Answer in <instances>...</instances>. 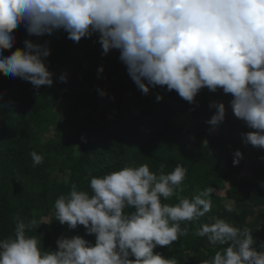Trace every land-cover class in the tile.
<instances>
[{
	"label": "clouds",
	"instance_id": "1",
	"mask_svg": "<svg viewBox=\"0 0 264 264\" xmlns=\"http://www.w3.org/2000/svg\"><path fill=\"white\" fill-rule=\"evenodd\" d=\"M21 25L37 37L62 29L73 42L97 34L103 54L118 50L143 94L161 86L189 103L202 88L230 94L233 114L252 129L241 133L243 143L264 148V0H0V72L39 88L53 83L46 42L25 39L23 48L4 54ZM59 80L66 82L67 75ZM209 107L215 112L207 123L215 128L225 120V105L212 101ZM30 156L34 167L43 163L36 151ZM240 159L237 149L233 164ZM164 168L124 166L92 176L89 190L73 184L55 200V220L70 229L84 226L94 243L62 235L55 250H42L40 237L28 232L43 222L15 217L13 235L0 239V264H178L154 249L187 236V222H199L211 211L216 189L208 186L191 198L165 203L181 189L187 169L177 165L165 173ZM225 209L232 212L233 205ZM209 221L193 235L224 247L202 264H264V243L259 250L254 246L252 229L223 218Z\"/></svg>",
	"mask_w": 264,
	"mask_h": 264
},
{
	"label": "trees",
	"instance_id": "2",
	"mask_svg": "<svg viewBox=\"0 0 264 264\" xmlns=\"http://www.w3.org/2000/svg\"><path fill=\"white\" fill-rule=\"evenodd\" d=\"M14 35L15 43L5 55L23 48L25 39L46 42L50 54L45 62L53 83L35 88L0 72V239L13 235L19 216L43 222L36 232H28L40 237L42 250H55L62 235H79L94 243V234H87L84 226L70 229L55 220V200L73 184L77 190H89L92 176L141 164L158 172L164 164L165 173L177 165L187 169L182 190L177 189L165 203L191 198L208 186L225 189V195L211 194V211L199 222H187L188 235L171 247L157 246L155 252L175 257L178 264L211 259L224 246H212L206 238L193 235L210 217L252 229L259 250L264 243V214L254 217V212H264V148L254 150L243 143L241 133L252 129L233 114L230 94L202 88L193 103L161 86H149L143 94L120 61L119 51L103 54L95 33L73 42L62 29L37 37L29 36L21 25ZM100 66L103 71L98 73ZM61 74L67 75L66 82L59 80ZM98 89L106 94L101 96ZM212 101L223 102L226 109L216 133L207 123L215 112L209 107ZM180 114L193 119L189 128L175 123L174 117ZM237 149L242 159L234 165ZM32 151L43 155L42 164L33 166ZM243 170L249 176H241ZM229 200L232 212L225 209Z\"/></svg>",
	"mask_w": 264,
	"mask_h": 264
},
{
	"label": "rangeland",
	"instance_id": "3",
	"mask_svg": "<svg viewBox=\"0 0 264 264\" xmlns=\"http://www.w3.org/2000/svg\"><path fill=\"white\" fill-rule=\"evenodd\" d=\"M174 121H175V123H177L180 126H183L184 128H189L191 126V124L193 123V119L189 115H187V114H180V115L175 116L174 117ZM217 130H218V128L215 127L214 128V132L216 133ZM52 133H54V131H52ZM189 138H190V135H188L186 137V139H189ZM258 148L259 147H254L253 149L254 150L255 149L257 150ZM247 175H248V172L247 171L243 170L241 172V176H247ZM227 186L228 185L226 184L225 187L227 188ZM215 194H217L219 196H224L225 195V189L224 190H216L215 191ZM228 203H231L233 205L232 201H230V200L225 202V204H228ZM263 214H264V212L261 209H257L254 212V217H259L260 215H263ZM43 220L45 222H49L50 221L49 218H43Z\"/></svg>",
	"mask_w": 264,
	"mask_h": 264
}]
</instances>
